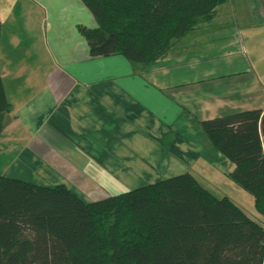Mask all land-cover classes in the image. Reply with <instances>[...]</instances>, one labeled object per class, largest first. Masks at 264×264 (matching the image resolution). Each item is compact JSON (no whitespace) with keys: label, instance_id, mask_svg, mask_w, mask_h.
Segmentation results:
<instances>
[{"label":"crops","instance_id":"1","mask_svg":"<svg viewBox=\"0 0 264 264\" xmlns=\"http://www.w3.org/2000/svg\"><path fill=\"white\" fill-rule=\"evenodd\" d=\"M255 4L227 0L210 24L147 67L90 56L77 27L97 23L81 0H0V71L11 104L0 176L63 186L93 203L190 173L264 221L253 197L228 179L234 165L217 168L200 154L212 151L201 122L264 109L255 96L261 77L241 45ZM231 34L242 54L222 46ZM233 79L238 90L226 89L222 81ZM199 161L213 171L200 177Z\"/></svg>","mask_w":264,"mask_h":264},{"label":"trees","instance_id":"2","mask_svg":"<svg viewBox=\"0 0 264 264\" xmlns=\"http://www.w3.org/2000/svg\"><path fill=\"white\" fill-rule=\"evenodd\" d=\"M227 0H81L93 58L153 66ZM0 20V42L2 37ZM0 71V135L11 104ZM228 179L264 217V109L201 122ZM190 173L87 203L66 187L0 176V264H264V227Z\"/></svg>","mask_w":264,"mask_h":264},{"label":"rangeland","instance_id":"3","mask_svg":"<svg viewBox=\"0 0 264 264\" xmlns=\"http://www.w3.org/2000/svg\"><path fill=\"white\" fill-rule=\"evenodd\" d=\"M255 12H253L254 16V21H251L250 19L247 22V25H249L250 30L246 32V35L244 36L243 42L241 43L242 47L244 48L245 51V56L249 63L253 65V69L257 71V75L261 79L259 80L261 84V92L255 94L258 98H260V103H258V106H264V0H256L255 7L253 8ZM251 14V13H250ZM84 27V26H83ZM229 42V45L224 47H232L234 51H240L241 50V45L238 46V42L235 40L234 34H231L228 36L226 39ZM239 41V40H238ZM243 53V49L241 50V54ZM247 74H244L246 76ZM240 79H233L230 81H222L224 84V87L226 89L229 86H233L236 90H238L239 87V82ZM237 97H239V94H235ZM249 97V94H248ZM257 109V108H255ZM223 114L219 115H224V112H220ZM203 130V129H202ZM203 132V131H201ZM205 134V133H203ZM206 136V135H205ZM207 137V136H206ZM208 139V138H207ZM209 140V139H208ZM212 148V151L210 149L209 152L202 151L200 152L201 156H203L204 159H206L209 162H212L213 165H215L217 168H221L224 164L227 165V162L232 164L224 155H221V153L210 143L211 141H208ZM203 161V160H202ZM202 161H199L195 167L200 169V177L205 175V171H209L208 169L212 170L208 163H204ZM225 165V166H226ZM224 166V168H225ZM208 168V169H207ZM199 177V176H198ZM247 194V193H246ZM249 195V194H248ZM251 196V195H249ZM239 203H237L238 205ZM239 207L242 208L244 207L243 204H239ZM246 214L249 217H251L253 220H255L257 223L261 224V226L264 227V221L262 219L256 218L252 210H246Z\"/></svg>","mask_w":264,"mask_h":264}]
</instances>
